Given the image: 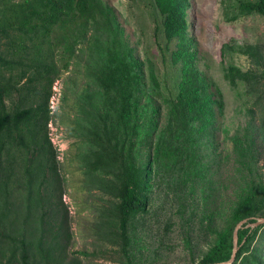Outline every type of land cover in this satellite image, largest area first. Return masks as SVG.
<instances>
[{"label": "rangeland", "instance_id": "rangeland-1", "mask_svg": "<svg viewBox=\"0 0 264 264\" xmlns=\"http://www.w3.org/2000/svg\"><path fill=\"white\" fill-rule=\"evenodd\" d=\"M23 1L27 0H0V22L7 4ZM84 3V12L75 11V22L56 25L50 34L56 70L47 131L56 157L55 164L48 163L52 166L47 168V181L36 197V218H42L43 213L52 233L60 226L64 229L59 231L65 243L60 249L64 250L56 253L52 264H200L217 233L231 225L235 208L251 193L253 184H264V15L243 13L239 0H190L188 34L197 49V67L209 82L213 98L221 104H214V132L191 147V160L175 164L164 160L167 165L161 162L159 168L148 164L147 211L132 216L129 222V263L119 235L118 200L110 193L115 170L112 166L93 167L106 129L115 134L110 125L103 128L99 120L117 97L107 90L106 77L123 54L109 18L116 15L124 41L142 63L145 77L139 103L149 111L156 110L152 112L156 128L149 135L153 146L167 121L168 99L178 93L181 65L171 63L176 42L164 36L152 0ZM105 5L111 8L109 18ZM252 44L261 56V67L243 77L253 69L248 51ZM150 66L160 81L158 94L150 91ZM41 82L34 80L37 89ZM22 84L20 81L18 86ZM106 120L112 122V113ZM147 124L143 125L145 131ZM237 140L251 143V161L240 159ZM21 153L25 161L24 148L14 156L20 160ZM42 155L40 151L33 154L41 159ZM62 221L64 225H60ZM259 225L255 241L244 252L247 264H264V223ZM39 258L37 263L41 264ZM234 262L238 264L240 259Z\"/></svg>", "mask_w": 264, "mask_h": 264}, {"label": "trees", "instance_id": "trees-1", "mask_svg": "<svg viewBox=\"0 0 264 264\" xmlns=\"http://www.w3.org/2000/svg\"><path fill=\"white\" fill-rule=\"evenodd\" d=\"M160 16V26L167 40H174L170 53L171 63L181 65L179 90L168 99V117L156 142L149 141L150 131L156 128L152 112L145 109L140 100V86L145 77L142 63L135 57L131 46L123 39V29L111 8L105 5L110 29L120 40L122 56L116 58L106 77L114 91L115 102L100 116L103 128L115 130L112 135L106 129L101 137V150L96 153L93 167L112 166L115 178L110 192L117 198L119 235L122 248L129 257V222L131 217L147 211L148 164L158 167L191 160V147L214 132L216 108L221 100L213 98L210 84L197 67V49L188 34V9L190 0H152ZM89 5V4H88ZM243 13L256 12L264 15V0H239ZM84 0H27L7 4L0 22V263L1 264H52L56 253L65 246L59 231L52 233L49 222L36 218L39 200L36 198L47 181V168L55 164V150L49 139V98L56 70L54 50L50 34L54 26L75 22V11L84 12ZM61 23V24H60ZM61 27V26H60ZM63 38V36H62ZM67 40V37L64 38ZM225 46H222L224 50ZM166 50H162L165 55ZM254 60L253 73L261 67V56L256 45L249 46ZM18 70V72H16ZM239 73V70L237 69ZM229 77V71L226 72ZM43 80L37 89L34 80ZM232 79V78H231ZM23 84L18 86V83ZM151 94H158L160 81L153 66L149 73ZM18 93L17 100L14 99ZM10 103V104H9ZM152 108V107H151ZM98 108H95L96 113ZM112 113V122L106 118ZM146 131L143 125L147 123ZM145 131V134H144ZM112 136V137H110ZM147 137L145 141L142 139ZM247 142V141H246ZM236 143L240 159L251 161L253 146L250 142ZM154 147V148H153ZM238 147V149H237ZM25 149L27 158L16 160L15 152ZM151 149L153 152H151ZM150 150V151H149ZM40 151L41 158L33 154ZM149 151V153H148ZM31 156H28L30 155ZM184 155V156H183ZM44 158V159H43ZM164 158V159H163ZM164 160H167L166 162ZM53 161V162H52ZM49 165L48 163H51ZM112 163V164H111ZM191 164V163H189ZM55 171V170H54ZM22 181L18 180L20 173ZM56 172V171H55ZM253 190L235 208L231 225L217 233L216 241L203 255L201 264L228 260L233 250V230L242 219L248 221L238 230L240 247L235 261L247 264V251L255 241L261 225L252 228L249 223L264 216V184ZM57 186L53 190H57ZM25 194H21V191ZM52 213L58 210L51 209ZM132 217V219L134 218ZM210 216L207 215V218ZM40 227H38V222ZM59 221V219H58ZM60 225H64L62 221ZM49 228V229H48ZM51 232V234L49 233ZM68 237L69 231L66 228ZM65 240V239H64ZM34 247L36 250L34 251ZM235 264V262H234Z\"/></svg>", "mask_w": 264, "mask_h": 264}, {"label": "water", "instance_id": "water-1", "mask_svg": "<svg viewBox=\"0 0 264 264\" xmlns=\"http://www.w3.org/2000/svg\"><path fill=\"white\" fill-rule=\"evenodd\" d=\"M247 222V218H244L242 220L239 221V223L237 224L234 234H233V250H232V255L231 257L226 260V261H222V262H213V263H205V264H232L235 260L237 251L240 247V243L238 240V230L243 226V224ZM260 223H264V216H260L257 217L256 220L252 223H249L247 225H250L252 228L258 226ZM201 264V263H200Z\"/></svg>", "mask_w": 264, "mask_h": 264}]
</instances>
